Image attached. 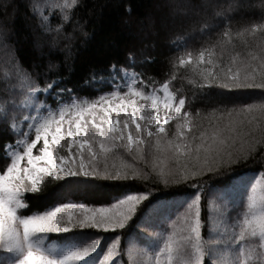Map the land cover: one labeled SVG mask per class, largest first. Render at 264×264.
Instances as JSON below:
<instances>
[{
    "label": "snow or ice",
    "instance_id": "6c2138e0",
    "mask_svg": "<svg viewBox=\"0 0 264 264\" xmlns=\"http://www.w3.org/2000/svg\"><path fill=\"white\" fill-rule=\"evenodd\" d=\"M29 3L37 26L51 35L54 46L71 23L76 0ZM170 7L173 21L182 26L217 30L215 42L196 52L187 49L186 41L175 45L179 56L174 67L188 73L191 97L173 88L174 73L158 85L146 84L134 69L111 65V91L65 102L62 93L70 89L52 91L63 78L41 87L39 73L22 65L0 29V49L7 56L0 81L15 78L22 84L19 99L0 93V124L13 135L0 143V264H116L114 257L125 255L128 264H264V196L255 195L257 185H264V96L203 115L192 107L198 96L216 89L264 92V22L244 19L250 0H171ZM259 9L264 21V0ZM237 40L243 52L230 47ZM129 60L135 62L131 54ZM54 67L50 63L47 71ZM106 79L94 73L91 82ZM49 95L56 107L45 109ZM17 110H27V115L21 119ZM117 154H122L119 165ZM124 154L132 162L124 161ZM256 164L255 175L242 185L244 174L238 170ZM150 177L165 189L183 185L195 191L172 214L167 212L170 201L146 185L100 206L69 200L37 211L28 200L47 182L78 190L98 181L127 187ZM202 198L208 204L207 223ZM118 230L125 233L128 247L121 251V237L114 235L106 251H100L101 234ZM138 230L155 242L151 251L139 247ZM51 234L66 235L53 240Z\"/></svg>",
    "mask_w": 264,
    "mask_h": 264
},
{
    "label": "trees",
    "instance_id": "16d2710c",
    "mask_svg": "<svg viewBox=\"0 0 264 264\" xmlns=\"http://www.w3.org/2000/svg\"><path fill=\"white\" fill-rule=\"evenodd\" d=\"M40 2L46 5L49 0H40ZM56 2L63 3V0ZM250 3L252 8L248 10L249 15L244 19L264 22L260 21L259 17V0H250ZM4 4L7 7H4ZM170 4L171 0H76L77 6L69 12L71 23L65 26L64 33L53 46L51 35L42 33L37 26V19L30 10L29 0H0V29L4 30L7 43L13 47L22 65L34 73H39L38 83L41 87L53 78H63L52 91L70 89V92L62 93L65 102L71 103L73 97L94 99L103 92L111 91V84L107 82L112 79L109 74L111 65L134 69L146 84L154 81L158 85L174 73L173 88L191 97L192 86L186 79L188 73L183 67H174L178 64L179 56L175 45L186 41L187 49L196 52L200 47L215 42L217 30L202 32L199 25L182 26L174 22ZM45 15L50 13L46 12ZM51 22L55 24V16H51ZM233 25L235 27L236 21H233ZM230 47L243 52L239 40ZM130 54L134 57V63H130ZM6 59L7 56L2 60L0 53V72H6L4 68ZM50 63L55 67L52 71H47ZM94 73L107 77L106 81L102 84L91 82ZM119 75L123 76V73ZM121 91H126V88H121ZM4 92L7 94L2 98L11 99L15 96L19 99L22 94L21 81L12 78V82H8V78L4 77L0 81V93ZM262 96H264L262 90L229 92L216 89L207 97L198 96L193 101L192 107L193 110L200 109L203 115L204 112H211L216 107L259 102ZM40 100H44V97L41 96ZM49 105L56 107V101L51 95L47 97L45 109ZM16 114L22 119L27 115V110H17ZM17 123L19 127L26 129V125H23L20 119ZM11 140H13L12 133L5 125L0 124V143ZM120 155L122 154L114 156V162L117 164L122 162ZM124 161L132 162L126 154ZM0 162H2V153H0ZM259 167L260 165L256 164L238 170L244 174L241 184H247ZM145 185L154 189L157 197L170 201L168 214L176 212L177 207L195 191L183 185L165 189L163 184L156 183L151 177L139 183L129 184L127 187L111 181H98L81 186L78 190L63 182H47L38 194H28V200L32 209L37 211H43L53 203L69 200L100 206L111 203L114 197L125 192L144 190ZM234 198H239V193ZM179 210L183 211V208ZM236 211L242 212L243 208H237ZM201 214L202 219L207 223L208 204L204 198H202ZM172 218L176 219V216L173 215ZM155 222L157 220L152 221L153 224ZM89 231L97 232V230ZM142 233L144 230L135 231V239L144 241L146 238L141 236ZM63 235L66 234H51V239L55 240L57 236ZM114 235L121 237L118 246L121 251L127 248L125 233L118 230L115 234H101L100 251H106L105 246ZM114 259L116 264H128L126 255Z\"/></svg>",
    "mask_w": 264,
    "mask_h": 264
},
{
    "label": "rangeland",
    "instance_id": "374dc122",
    "mask_svg": "<svg viewBox=\"0 0 264 264\" xmlns=\"http://www.w3.org/2000/svg\"><path fill=\"white\" fill-rule=\"evenodd\" d=\"M0 53L2 54V60H3L5 58V56H6V54H5L3 49H0ZM140 103H143V101H140ZM129 111H130V109H129ZM113 116H115V114H113ZM120 118H123V113H121ZM132 127L134 128V126H132ZM110 163H111V161H110ZM117 165H119V164H117ZM252 177L253 176H251L250 179ZM255 195H256L257 199H259L261 196H264V185H257ZM157 223H158V221L155 222L153 224V226H155ZM152 230L153 229H148V231H152ZM142 234L143 235H141V236L145 237L146 239L144 241H143V239L142 240H137L139 242V247L144 248L146 251H151L153 249V247H154V243L155 242L153 240H151V239H148V237L144 233H142ZM146 243H148V244H146ZM135 259H140V258L136 257ZM126 260L128 262V257H127Z\"/></svg>",
    "mask_w": 264,
    "mask_h": 264
}]
</instances>
